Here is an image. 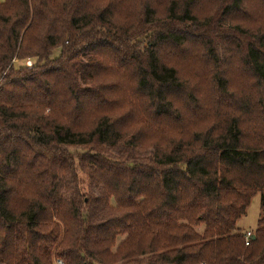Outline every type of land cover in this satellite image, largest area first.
Here are the masks:
<instances>
[{
    "label": "trees",
    "instance_id": "1",
    "mask_svg": "<svg viewBox=\"0 0 264 264\" xmlns=\"http://www.w3.org/2000/svg\"><path fill=\"white\" fill-rule=\"evenodd\" d=\"M199 1L0 0V264H264V0Z\"/></svg>",
    "mask_w": 264,
    "mask_h": 264
},
{
    "label": "rangeland",
    "instance_id": "2",
    "mask_svg": "<svg viewBox=\"0 0 264 264\" xmlns=\"http://www.w3.org/2000/svg\"><path fill=\"white\" fill-rule=\"evenodd\" d=\"M199 2L200 3L198 5V7H196L197 13H201L200 10L206 11V13H209L215 7V4L212 3V2H210L209 0H200ZM219 26H222V20H221ZM53 52H54V56H57L59 54V52H60V49H56ZM184 58H186V56ZM17 60H15L16 61L15 63L17 65H20V64L23 63L22 61H17ZM24 63H25V65L27 67H32L33 64H34V60L31 59V58H27ZM180 66L183 67V68H187V69L190 70V64H188L186 62V59L183 62L180 63ZM208 69H209V66H207L206 64H203V65L198 66V70L197 71L205 72ZM7 72L8 71L6 70L2 74V76L0 77V79L4 78L6 76H8L7 78H9L10 77V74L8 73V75H7ZM235 77H236V75H235ZM204 80L206 81V79H204ZM66 148L69 151L70 150L71 151H78L80 153L81 152L80 149L82 147H79V146H67ZM76 157H80V154H77ZM260 199H261V195H260V193H257L252 198V201H251L250 206H249V208L247 210V213L240 220H238V223H237L238 227H240L245 233L248 230H251L252 232L255 230V227L257 225V221H258V219L260 218V215H261V211H260ZM197 229L198 230H200V229L203 230V228H201V227L200 228L198 227ZM57 259H59V258L58 257L54 258V262H58L59 263L60 260H57ZM61 264H63V262Z\"/></svg>",
    "mask_w": 264,
    "mask_h": 264
},
{
    "label": "built area",
    "instance_id": "3",
    "mask_svg": "<svg viewBox=\"0 0 264 264\" xmlns=\"http://www.w3.org/2000/svg\"><path fill=\"white\" fill-rule=\"evenodd\" d=\"M252 237H253V232H252L251 230L246 231V233H245V241H246V244H247V245L249 244L250 239H251ZM61 263H62V261H59L58 264H61Z\"/></svg>",
    "mask_w": 264,
    "mask_h": 264
},
{
    "label": "water",
    "instance_id": "4",
    "mask_svg": "<svg viewBox=\"0 0 264 264\" xmlns=\"http://www.w3.org/2000/svg\"><path fill=\"white\" fill-rule=\"evenodd\" d=\"M255 238V236H253Z\"/></svg>",
    "mask_w": 264,
    "mask_h": 264
}]
</instances>
